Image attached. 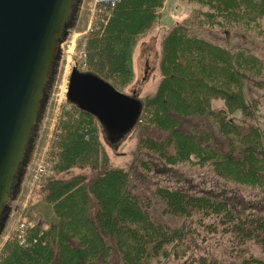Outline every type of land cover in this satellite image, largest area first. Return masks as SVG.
Wrapping results in <instances>:
<instances>
[{
	"label": "trees",
	"instance_id": "16d2710c",
	"mask_svg": "<svg viewBox=\"0 0 264 264\" xmlns=\"http://www.w3.org/2000/svg\"><path fill=\"white\" fill-rule=\"evenodd\" d=\"M132 1L137 8H143L148 16L150 13L153 15L154 8L161 3V0H146L141 7L140 0ZM189 1L210 8V11L200 14L202 19L208 22L218 23L227 18L236 22L251 23L257 17H264V0ZM124 12L122 5L116 6L110 18L111 21L115 19V22L109 20L111 23L108 22L103 29L101 39L90 37L86 51L90 65L102 72L111 70L126 81L130 77V58L135 45L132 38L133 28L137 27H134V23L129 25L132 19L125 17ZM123 24L129 25H125L128 28L125 32ZM190 27L188 21L183 26H176L162 42L163 50L159 65L160 74L163 76L162 86L155 95H146L143 101L141 100L143 114L130 131L136 128L138 130L139 123L146 117L145 114H148L150 115L148 121L152 126L139 130L138 145L156 156L161 165L187 162L198 166L209 164L220 178L264 192V129L239 128L233 121L226 119L228 114L245 108L241 94L243 83L261 69V64L248 52L230 53L197 38L189 30ZM117 40L121 49L115 53L112 46ZM102 65L108 67L103 68ZM87 72L95 74L119 90L120 83L114 82L105 74L96 70ZM164 91L166 93H163ZM215 99L224 100L225 108L218 113L212 111L210 106L211 101ZM75 109L82 118L76 120L73 115L65 114L61 123V136L52 146L51 151L57 155L54 171L63 173L67 169L89 166L93 179L97 170L101 168L103 170L101 176L106 174L110 180L106 185L98 187L95 198L104 203L106 208L104 213L109 217L101 224L96 218L93 219L90 212L93 204L86 190L79 189L83 184L78 180L81 176L72 177L68 181L49 177L43 183L40 192L44 203L50 209L47 227L45 229L37 227L28 231L29 245L20 246L14 239L5 243L0 255V264H54L57 260L55 252L58 244L70 248L62 256V260H57L61 264H82L81 262L97 264L99 259H105L110 264L112 255L114 260L116 257L119 258L121 264H154L159 259L187 250V245L182 241L179 221H172L183 219L185 216L190 218L197 216L199 221L203 217H216L218 223L224 226V232L233 235L238 232L239 237L236 239L239 242H252L264 251L262 211L256 214L253 208L249 209L244 205L240 207L242 210H239L227 199L212 196L209 192L197 195L191 186L183 190L155 187L149 193L141 190L143 197L131 194L130 173L119 168H111L98 137L92 135L91 140H86L82 133L88 128L91 133L96 132V127L91 125L90 121L94 120L97 123L98 121L90 114L79 111L76 107ZM247 114L249 116V113ZM199 117H207L212 127L218 130L224 140L223 148L209 144V141L213 140L210 132L198 131L196 127L187 123ZM181 124L186 130L194 129L202 135L190 137V134L178 128ZM151 132L154 135L160 134L158 138L165 139L163 143L152 141L155 145L152 150L154 153L148 151L151 146L144 145L145 139H149L146 138L147 135ZM174 133L182 136L178 142L175 143L174 140V147H171L169 139H172V136L169 135ZM167 141L170 142L169 149L177 151L176 155L170 154L165 147ZM162 153L168 157L160 158ZM162 193L167 194L169 200L161 201L162 204L157 208L160 211L166 206L169 207L168 210L173 214L171 218L174 219L167 218V224H162L156 218L147 215L148 220L143 225L137 211L132 208L136 207V204H131L129 199L134 198L141 202L147 195L159 202ZM142 202L144 206L147 203L145 200ZM123 204L126 206L125 209L122 208ZM146 211L147 209L144 214ZM118 216L124 223L119 222ZM210 226L212 225H207ZM120 233L123 235L119 236ZM66 235L78 245L77 250ZM111 244H115L112 253L107 251ZM105 252L109 254L103 258ZM130 255H133L134 259H131ZM242 264H264V260L250 258L244 260Z\"/></svg>",
	"mask_w": 264,
	"mask_h": 264
},
{
	"label": "rangeland",
	"instance_id": "374dc122",
	"mask_svg": "<svg viewBox=\"0 0 264 264\" xmlns=\"http://www.w3.org/2000/svg\"><path fill=\"white\" fill-rule=\"evenodd\" d=\"M139 2L142 7L146 0H140ZM121 5L125 11V17L132 19L129 25L134 23V27H137L135 28L136 30L133 28L134 35L132 38L135 41V45L132 48L130 58V77L126 81H123L125 80L124 78L111 70H103L102 72L100 69L90 65L86 51L88 39L93 36L96 39H101L102 31L106 25L115 22V19L110 20L112 11L116 6ZM137 7L132 0H114L113 6H105L97 0H81L75 25L68 30L67 36H65L60 47L59 72L46 106L42 124L36 136L30 163L26 167L19 194L0 234V255L5 243L15 240V238L20 239V236L23 238L33 225L42 229L47 227L50 209L44 203L40 192L43 183L49 177L68 181L72 177L81 176L78 180L82 181L83 184L79 189L81 191L86 190V194L91 204H93L90 209L93 219L96 218L98 223L101 224L104 219L109 217L104 213L106 211L104 203L95 198L98 187H102L103 184L106 185L110 180L106 174L101 176V171H103L101 168L97 170L93 179L89 166L67 169L63 173L54 171L57 155L51 150L53 144H56L61 136V123L64 120V115H73L76 120L82 118L75 111L74 105L66 98L67 76L74 69L80 72L96 70L105 74L114 82L120 83L118 87L120 91H117L139 100L142 106L141 100L143 101L146 95H155L158 92L157 90L161 88L160 86H162L163 76H161L159 69L163 50L162 42L173 28L183 26L188 21L191 26L189 30L197 38L217 45L230 53L238 51L248 52L260 62L261 69L243 83L241 94L243 95L245 108L228 114L226 119L233 121L239 128L254 127L261 130L264 129V17H257L251 23L236 22V20L227 18L218 23L208 22L204 21L200 14L203 15L204 12L210 11V8L207 5L189 0H161L160 5L154 8L153 15L150 13L149 16L143 8L139 9ZM143 18L144 22H142ZM125 25L129 26L123 24V32L128 29ZM112 47L115 53L121 49L118 40L115 41ZM102 67L108 66L102 65ZM166 85H168V82H166ZM163 93H166V91ZM210 106L212 111L218 113L225 108L224 100H212ZM168 111L171 113L170 110ZM247 113H249V116ZM145 115L146 117L139 123L140 127L138 130L136 128L134 131H129L122 137L107 135L103 127L99 126L94 120L90 122L91 125L96 127V132L91 133L89 128L82 132L86 140H91L92 135L98 137L104 152L102 153L108 157L111 168H119L130 173L132 177L129 188L131 194L143 197L141 190L149 193L155 187L168 190H183L191 186V189L197 195L209 192L212 196L227 199L237 206L239 210H242L240 207L244 205L248 206L247 208L249 209L253 208L256 214L260 211L264 212L263 191L250 186L240 185L230 180H224L216 175L209 164L198 166L187 162L176 165H170L169 163L161 165L156 156L138 145L140 141L139 130L142 128L149 129L152 126L148 121L150 115ZM195 118L187 123L196 127L195 129H198V131L207 130L210 132L213 140L209 141V144L223 148L224 140L222 136L219 135L218 130L212 127L207 117ZM178 128L190 134L192 138L196 134L202 135L194 129L187 128L188 130H186V127L182 124ZM177 133L179 132L177 131ZM177 133L169 135L170 137L172 136V139H169L171 147H174L179 137L182 136ZM159 136L161 135L157 133L154 135L153 132L147 135L146 138L149 139H145L144 145L147 147L151 146L148 151L153 152L155 145L152 141L157 140L159 143L165 141V139L158 138ZM164 145L168 148L170 154L176 155L177 151L169 149L170 142L167 141ZM163 155L162 153L159 157H168V155ZM236 163L234 164L236 165ZM39 167H43L44 170L39 172ZM160 198L161 200L158 199L159 203L156 199L154 200V198L145 195V199H143L145 202L147 201L145 206L143 205V200L138 202L134 198L129 199L131 204H136V207L132 208L137 211L143 225L148 220L147 215L154 219L156 218L162 224H167V218L173 217V214L168 210L169 207L166 206L160 211L157 208L162 204L161 201L166 202V200H169V196L162 193ZM125 207L123 204L122 208L125 209ZM145 209H147L146 214H144ZM118 218L120 223H124L121 217L118 216ZM172 219L174 218L170 220ZM172 221H179L180 232L183 237L182 241L187 245V250L174 254V256L159 259L154 264H201V262H204L202 264H242L244 260L250 258L264 260V251L258 245L252 242H239L236 239V237H239L238 232H235L234 235L224 232V226L218 223L216 217H203L199 221L197 216L193 218L185 216L183 219ZM172 221H170L171 224H173ZM207 225L212 226L207 227ZM122 235L123 233L119 234V236ZM66 237L77 250L78 245L68 235ZM69 250L70 248L58 244L55 252L57 260H62V256ZM114 250L115 244H111L107 249L110 253ZM108 254L105 252L103 258H106ZM112 256L110 264H121L119 258L116 257V260H114ZM130 257L134 259L133 255H130ZM57 260L54 264H61ZM81 263L83 264V262ZM97 264L108 263L105 259H99Z\"/></svg>",
	"mask_w": 264,
	"mask_h": 264
},
{
	"label": "water",
	"instance_id": "95a60500",
	"mask_svg": "<svg viewBox=\"0 0 264 264\" xmlns=\"http://www.w3.org/2000/svg\"><path fill=\"white\" fill-rule=\"evenodd\" d=\"M75 0H0V222L13 201L39 127L48 78ZM67 100L90 114L107 135L135 126L141 104L92 73L72 70ZM0 234L4 229V223Z\"/></svg>",
	"mask_w": 264,
	"mask_h": 264
},
{
	"label": "flooded vegetation",
	"instance_id": "af4514ba",
	"mask_svg": "<svg viewBox=\"0 0 264 264\" xmlns=\"http://www.w3.org/2000/svg\"><path fill=\"white\" fill-rule=\"evenodd\" d=\"M80 2L81 0H75V3H74V9H73V13H72V17L70 18L67 26H66V29H70L71 27H73L75 25V22L77 20V16H78V11H79V6H80ZM61 59V49L58 53V57L56 59V62H55V65H54V68H53V71L48 79V82H47V86H46V91H45V96H44V100H43V103H42V107H41V112H42V115H43V118H44V113H45V110H46V106H47V103H48V100L51 96V93H52V89H53V85L56 83V77H57V74L59 72L58 70V64H59V60ZM42 118V119H43ZM42 124V123H41ZM41 126V125H40ZM40 127L39 128H36L32 134H31V140H30V143H29V146H28V149H29V152H28V158H27V161H26V165L25 167L23 168L24 169V173L23 175L25 174V171H26V167L29 165L30 163V160H31V157H32V153H33V147H34V144H35V140H36V136H37V133L39 131ZM23 175L20 176L18 175L16 177V182H19V188L17 187V191H14L17 192L16 195H15V198L13 200V202H9L6 207H5V212H4V218L2 219V221L0 222V228L3 224V221H6V219L9 217L11 211H12V208L14 206V201L16 200L18 194H19V191H20V186L22 184V181H23Z\"/></svg>",
	"mask_w": 264,
	"mask_h": 264
},
{
	"label": "built area",
	"instance_id": "2783aa9c",
	"mask_svg": "<svg viewBox=\"0 0 264 264\" xmlns=\"http://www.w3.org/2000/svg\"><path fill=\"white\" fill-rule=\"evenodd\" d=\"M96 1V0H95ZM99 1L101 4H104L105 6H113L114 5V0H97ZM44 170L43 167H39L38 168V171L39 172H42ZM38 171H37V174H38ZM31 228V226H30ZM33 228V226H32ZM18 237H19V234H18ZM30 236H28V232L26 233V235L22 238V236H20V239L19 238H15V240L17 241V243L20 245V246H26V245H29V238ZM33 242L35 243L36 241L33 240Z\"/></svg>",
	"mask_w": 264,
	"mask_h": 264
},
{
	"label": "bare ground",
	"instance_id": "6f19581e",
	"mask_svg": "<svg viewBox=\"0 0 264 264\" xmlns=\"http://www.w3.org/2000/svg\"><path fill=\"white\" fill-rule=\"evenodd\" d=\"M69 76H70V72H69V74H68V76H67V86H68ZM66 91H67V87H66ZM95 119H96V118H95ZM96 120H97V119H96Z\"/></svg>",
	"mask_w": 264,
	"mask_h": 264
}]
</instances>
